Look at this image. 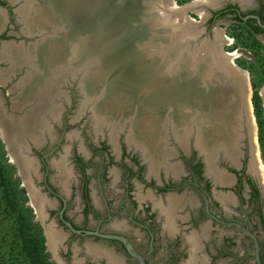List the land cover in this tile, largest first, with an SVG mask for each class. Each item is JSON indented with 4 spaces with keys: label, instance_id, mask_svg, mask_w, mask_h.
Returning a JSON list of instances; mask_svg holds the SVG:
<instances>
[{
    "label": "flooded vegetation",
    "instance_id": "obj_1",
    "mask_svg": "<svg viewBox=\"0 0 264 264\" xmlns=\"http://www.w3.org/2000/svg\"><path fill=\"white\" fill-rule=\"evenodd\" d=\"M37 7L31 0H0V74L8 76L10 70L16 71L10 80L9 76L0 78L3 117L8 115L3 114L2 103L6 112H11L20 92L13 85L29 68L22 61L14 64L9 55L18 52L19 57L29 56L33 48L28 50L30 39L22 29L35 25V17L42 19L49 13L43 6ZM252 15L259 16L264 25V0H227L212 10L207 26L239 27L252 43L260 42L264 51V28ZM67 93L63 103L71 108L77 106L76 112L68 118L61 115L51 127L45 121L50 134L47 131L45 135L44 128L38 140L32 135H24V139L18 135L21 123L13 121V127L10 124L15 131L13 139L20 141L25 154L33 158V154L47 152L40 163L34 160L28 186L44 200L40 218L45 221L42 225L47 242L51 238L56 264H140L122 241L103 238V234L126 237L147 264H183L190 248L197 245L186 238L194 230L200 234L198 247L210 252V264H218L213 251H227L232 264H258L257 245L251 234L258 241L264 264V175L258 174V168L255 170L256 144L250 135L243 131L238 150L224 148L214 152L210 161L209 155L195 146L194 139L185 142L184 147L169 140L168 151L159 154L163 161L156 164L143 144L130 143L128 131L112 137L106 130L94 131L89 110L79 114L82 95L78 80L67 84ZM40 99L39 95L32 97L28 102L31 105L22 108L19 115L25 118L32 105L42 106L44 100ZM262 105L264 108L263 99ZM80 118L85 123L82 129L64 131L59 143L58 127L68 129V124ZM4 143L11 152L9 142ZM63 144L66 146L62 148ZM258 144L264 172L259 128ZM60 147L63 153L56 157ZM50 155L53 158L48 163L46 157ZM173 198L177 222L172 227L162 210H169Z\"/></svg>",
    "mask_w": 264,
    "mask_h": 264
},
{
    "label": "water",
    "instance_id": "obj_2",
    "mask_svg": "<svg viewBox=\"0 0 264 264\" xmlns=\"http://www.w3.org/2000/svg\"><path fill=\"white\" fill-rule=\"evenodd\" d=\"M176 3L31 0L35 9L43 6L51 12L46 19L35 17L36 24L28 25L26 32L27 37L35 40L29 48L36 47L38 57L35 62L24 64L29 68L36 65L33 78L39 76L41 82L34 80V93L28 92L30 99L22 102L26 104L14 101L8 113L2 103L3 114L21 118L22 108L31 105L28 102L38 96L42 84L53 82L59 95L57 117H48L51 127L61 116V102L67 99L61 84L78 80L82 95L79 114L89 110L94 131L106 130L112 137L127 130L130 143L143 144L156 164L163 161L159 154L168 151L169 140L184 147L185 142L194 139L195 146L209 155V161L214 152L224 148L238 150L243 138L239 128H250V74L226 57L219 27H215L213 39H206L205 29L201 30V25L184 15L193 12L198 2L178 8ZM202 4L205 3L198 5ZM250 17L264 28L259 16ZM55 57L58 59L51 65ZM13 75L16 71L10 70L8 79ZM25 75L13 85L14 89L21 85ZM116 101L128 105L123 116L105 110L108 103ZM0 132L8 144L1 123ZM16 165L27 180L21 166ZM102 237L122 241L132 257L147 264L126 237ZM251 237L256 241L258 264H262L258 241L253 234ZM48 240L51 247V238Z\"/></svg>",
    "mask_w": 264,
    "mask_h": 264
},
{
    "label": "rangeland",
    "instance_id": "obj_3",
    "mask_svg": "<svg viewBox=\"0 0 264 264\" xmlns=\"http://www.w3.org/2000/svg\"><path fill=\"white\" fill-rule=\"evenodd\" d=\"M176 2L179 7L191 5L195 2H198L197 5L194 7L193 12H187V14L184 15L185 16L187 15V17H189L190 20H193L195 24L201 25L200 27L201 30L205 29L206 37L204 38L208 39V37H210L211 39H213V33H214L213 31L215 30V27L212 29L208 28L207 20L212 10L223 6L225 1L224 0H176ZM241 2H244V0H241ZM199 3H205V4L198 5ZM211 4H213V6ZM22 30L25 35L27 30L29 31L27 26L24 27ZM220 30H221L222 38H224V41L222 42L223 43L222 49L223 52L226 54V57L228 59L234 58L235 63L240 68L250 72L251 79L249 83L250 85L248 87L249 102H250L249 104L250 128L244 125V127L241 126L239 129L241 130L242 135L244 131L246 135L247 134L250 135L251 141L253 140L255 141L256 150L254 151V155H255L254 166H255V170L256 168H258L257 169L258 174L262 176L264 175V172L263 171L261 172V170H263L262 167L263 164L259 160L260 147L258 144V126H257V120L255 118V110L252 102V96H253L252 87H254V85L259 87L260 94L264 101V51L258 46H254L252 40L247 38L246 34H244L241 31V28L239 27L230 26ZM29 39H30V43L35 42L34 39L32 38ZM248 45H251L252 47ZM237 51L238 53L235 54V52ZM67 84L68 83L61 84L62 89L66 91V93H67ZM61 104H62L61 115L66 114L68 118V116H70L72 112L74 111L76 112L77 106H73L71 108L66 104H64L63 101L61 102ZM22 119L23 118H21V120ZM84 124L85 123L83 122V118H80L79 121L75 122L73 125L68 124L69 126L68 129H65V126L58 127L59 143H61V136L64 131L71 130L77 132L82 129ZM68 133L66 132L65 136H67ZM33 139L35 140L36 138ZM23 141L24 139L21 142ZM64 144L62 145V148L66 146V145L64 146ZM62 148L60 147L59 151L57 152L58 154L55 153L56 157L60 153H63ZM15 153L13 152L12 149L11 152L7 149V146L4 143V140L0 134V264H21L12 261L11 255L17 254V252H19L18 242L21 241V238L19 237L20 236L19 231L21 228H19V226L22 223L27 224L29 228L32 229L33 234L38 233V236H41L42 239L44 238L43 242L41 241L43 248V255L48 260V262L52 264H56L55 262L56 258L52 254L53 251H51L49 242H47V239L45 238V232L43 230V225H42L45 224V221L42 218H40V212H39L40 209L37 208L36 206L38 205L39 202H41L39 203L40 206L42 204V201H40V198L36 194L35 192L36 189L34 188L35 190L34 191L35 194H34L32 191H30V187L26 183L28 182V180H24L22 178L20 171L16 165V163L18 162L16 161V159H14ZM45 153L47 152H43L41 154L40 153L33 154L32 155L33 158H30L29 156H27V154H25L24 151H22V155H25L26 157L32 159L33 161L37 160L36 162H39L40 158L44 156ZM52 158H53L52 155L47 156L46 157L47 162L49 163ZM31 184L34 187V182L32 181V178H31ZM6 191L9 192L10 199L5 198ZM8 200H11L12 205L14 206V210L12 209V207H10L12 205ZM43 209L44 207L42 208L41 206V210ZM14 248H16V250H14ZM22 261L24 262L23 264H28V262H25L24 259H22Z\"/></svg>",
    "mask_w": 264,
    "mask_h": 264
},
{
    "label": "bare ground",
    "instance_id": "obj_4",
    "mask_svg": "<svg viewBox=\"0 0 264 264\" xmlns=\"http://www.w3.org/2000/svg\"><path fill=\"white\" fill-rule=\"evenodd\" d=\"M175 7L178 8L177 3H176V6ZM41 9H43V8H41ZM50 13L51 12H49V14ZM43 16L44 17H42V18H47L48 14H47V16H45V15H43ZM31 27L32 28H30V29L32 30L34 28V26H31ZM41 44H42V42L40 43V45L38 47H40ZM31 48H33V50H32V52H30L29 56L28 55H25V56H28V57H26V59L24 57H19L17 55L18 52L17 53L11 52V55H9V57H11V60L15 61L14 64L16 63V65H17V62L18 61H22L23 63H26V62L33 63V62H35L37 60L36 57H38L37 56V53L38 52H36L37 51L36 50V47H30V48L28 47V50H30ZM73 51H72L73 53L79 54L77 50L76 51L73 50ZM77 57H79V56H77ZM72 58L74 60V57H69L70 60H72ZM57 59H58V57H55V59L50 62L51 65L53 63L55 64V60H57ZM232 59L235 60L234 58H232ZM35 66L36 65H34L32 68H30V70H29L30 72L28 71L27 72V75H25V78H23V80L26 79V80L23 81V85L24 86L22 84L21 85L18 84L17 87H16V89H15L16 91L17 90L20 91L19 94L17 95V97L19 96L17 98V103L19 102V104L22 103V102H26V100L30 99V98H27V95H28V92H31V89L35 85V81L34 80H36V82L38 80L39 83L41 82V79H39L40 78L39 76H38V79H35L36 77L33 78L32 77L33 75H31V74H35V72H36V70H33V68H35ZM53 70L55 71V68ZM246 74L247 73H245V75ZM6 76H7L6 73L0 74V78H5ZM246 77H247V75H246ZM20 83H22V82H20ZM43 86H44V89H43ZM58 91H59V89L57 87H55V85H54L53 82L52 83L48 82V84L43 83L42 84V87L40 88V92L38 93V95H39V99L41 98L40 100H44V103L42 104V106L41 105L40 106L37 105V106L31 108L25 114L27 117L24 115L25 118H23L22 122H20V119L22 117L21 118L18 117L17 119H15L12 116H6L5 115L7 118H10V119H5L6 117H3L1 115V108H0V123H1V126L3 127V129H2L3 135L7 138L8 142H9V145H10V148L13 150V152L14 153L16 152L15 153V156H14V159H16V161L18 162V164L21 166L22 172H24L25 176L27 177V180H28V182H26L27 184H29V182H30V179H29L30 176H31L30 173L34 169V163H33L34 161L32 159H29L25 155H22V151L24 149V146L22 147V144L19 145L20 141H17V138H16V141H15V138L13 139V137H14L13 134H14L15 131L14 132L12 131L10 124L13 121H18L19 123H21V128H18V129H20V131L17 129L19 131L18 132V135L20 133V136H22V135L23 136L26 135V136H29V137H32L33 136L32 138H36L35 140H38L39 137L41 136V133H43L42 129L45 128V125H46V122L45 121H48V117H50V118L53 119L54 118V115L57 114L58 105H56V103H57L56 97H58V94H59ZM31 93H34V92H31ZM114 100H117V99H113V101ZM22 104L24 105V103H22ZM121 104H123V102H119V103L117 101L114 102V103L113 102H110V103H108L106 105L105 110H107L110 113H115V114H118V115L121 114L120 116H123V114L125 113V111H127V109H128L127 108L128 105L124 106V105H121ZM42 111H43V113H41ZM41 114H43V116ZM38 115H41L40 118H37ZM146 116H147V114L145 112L144 113V118ZM56 117H57V115H56ZM7 120L10 121V122L8 123ZM12 127H13V123H12ZM49 129H50V127L45 128L44 129L45 130L44 131V134ZM30 135H32V136H30ZM26 136H24V139L26 138ZM26 147H27V144H26ZM19 151H20V153H18ZM39 203H41V202H39ZM39 203H38V205H36L37 207L39 206ZM39 209H41V205L39 206Z\"/></svg>",
    "mask_w": 264,
    "mask_h": 264
},
{
    "label": "trees",
    "instance_id": "obj_5",
    "mask_svg": "<svg viewBox=\"0 0 264 264\" xmlns=\"http://www.w3.org/2000/svg\"><path fill=\"white\" fill-rule=\"evenodd\" d=\"M253 45L261 48V44L258 41H255ZM248 46L252 47L251 45ZM253 104L259 128V141L264 156V108L262 105V98L260 96L259 87L256 85H254ZM5 198H9V192L7 191L5 194ZM8 201H10L12 205L11 200ZM10 207H12V209L14 210L13 205ZM19 228H21L19 231V237L21 238V241L18 242L19 252H17V254L11 255L12 261L23 264L24 262L22 261V259H24V261L28 262V264H52L48 262V260L43 255L42 242L44 238L42 239L41 236H38V233L33 234L32 229H30L27 224L22 223ZM14 250H16V248H14Z\"/></svg>",
    "mask_w": 264,
    "mask_h": 264
},
{
    "label": "crops",
    "instance_id": "obj_6",
    "mask_svg": "<svg viewBox=\"0 0 264 264\" xmlns=\"http://www.w3.org/2000/svg\"><path fill=\"white\" fill-rule=\"evenodd\" d=\"M169 210H162V214H166L168 218V222L171 224V226H175L177 219L174 217V213L177 211V206L175 205V198H173V201H170ZM187 220V219H186ZM206 229V228H205ZM204 229V232L206 231ZM202 236V235H201ZM207 237V235H204L202 237ZM186 238L188 239V243H195L197 245H194L192 248H190V255L188 259L185 260V263L183 264H210L211 256L210 252L204 250L203 248L198 247V243L200 241V234L194 230L190 235L187 234ZM214 258L216 259V262L218 261V264H232L234 263L233 260L229 257L227 251H219L215 252L213 251Z\"/></svg>",
    "mask_w": 264,
    "mask_h": 264
},
{
    "label": "built area",
    "instance_id": "obj_7",
    "mask_svg": "<svg viewBox=\"0 0 264 264\" xmlns=\"http://www.w3.org/2000/svg\"><path fill=\"white\" fill-rule=\"evenodd\" d=\"M236 53H238V51H237V52H235V54H236Z\"/></svg>",
    "mask_w": 264,
    "mask_h": 264
}]
</instances>
